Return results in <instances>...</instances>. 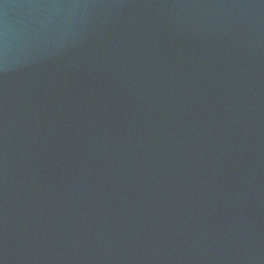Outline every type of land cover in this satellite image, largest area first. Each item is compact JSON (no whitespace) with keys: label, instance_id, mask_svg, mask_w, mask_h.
Returning a JSON list of instances; mask_svg holds the SVG:
<instances>
[{"label":"water","instance_id":"1","mask_svg":"<svg viewBox=\"0 0 264 264\" xmlns=\"http://www.w3.org/2000/svg\"><path fill=\"white\" fill-rule=\"evenodd\" d=\"M0 264H264V0H0Z\"/></svg>","mask_w":264,"mask_h":264}]
</instances>
